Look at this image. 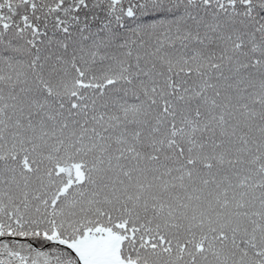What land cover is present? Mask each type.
I'll return each mask as SVG.
<instances>
[{
	"label": "snow or ice",
	"instance_id": "snow-or-ice-1",
	"mask_svg": "<svg viewBox=\"0 0 264 264\" xmlns=\"http://www.w3.org/2000/svg\"><path fill=\"white\" fill-rule=\"evenodd\" d=\"M0 264H264V0H0Z\"/></svg>",
	"mask_w": 264,
	"mask_h": 264
}]
</instances>
